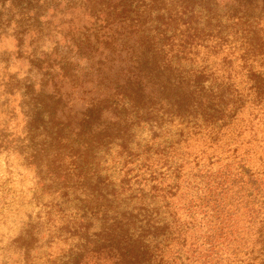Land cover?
Here are the masks:
<instances>
[{
	"label": "rangeland",
	"instance_id": "obj_1",
	"mask_svg": "<svg viewBox=\"0 0 264 264\" xmlns=\"http://www.w3.org/2000/svg\"><path fill=\"white\" fill-rule=\"evenodd\" d=\"M119 1L0 0V264H113L109 244L126 237H106L102 211L90 212L105 205L106 191L120 190L123 176L137 191L134 207L137 197L161 194L175 181L169 208L191 222L201 260L246 264L214 237L223 218L221 187L240 166L264 171V109L251 96L238 95L242 105H232L234 88L244 94L254 80L245 67L252 58L243 60L238 47L234 10L228 0H125L124 10ZM153 31L174 51L196 46L191 60L172 58L178 69L206 66V81L230 75L225 100L237 114L217 120L223 112L207 110L216 129L227 123L217 135L202 127L179 134L176 120L157 114L112 124L116 112L107 99L125 74L119 60ZM258 85L264 89V81ZM235 222L234 232L252 238L248 219ZM185 239L182 255L194 237Z\"/></svg>",
	"mask_w": 264,
	"mask_h": 264
},
{
	"label": "trees",
	"instance_id": "obj_2",
	"mask_svg": "<svg viewBox=\"0 0 264 264\" xmlns=\"http://www.w3.org/2000/svg\"><path fill=\"white\" fill-rule=\"evenodd\" d=\"M123 1L125 0H120L117 6L124 10L127 4ZM133 1L130 0L129 3ZM227 3L234 10L235 24L240 27L237 31L239 33L237 42L239 50L242 51L241 57L247 61L248 57L252 58V62L247 63L245 67L254 78L253 83L247 85L244 94L238 92V87L234 88L236 94L232 105L236 107L242 105V103L237 105L238 95L243 99L251 96L257 102L256 105H261L264 109V89L257 88L260 86L258 83L264 81V36L254 39L259 31H264V0H228ZM209 19L208 14L207 20ZM166 39L169 40L153 31V34L143 38L138 47L134 49L128 47L125 50V59L119 60V69L125 68V74L118 77L107 99L108 106L116 112L112 124L120 126L126 119L141 120L142 114L148 116L157 114L161 118L168 117L170 123L176 120L177 125L181 127L178 128L179 134L186 132L196 135L197 130L194 128L202 127L210 134L217 135L227 123L221 122L216 129L214 122L210 120L212 114L207 110L222 111L223 114L217 120L237 114L236 107H231L225 100L230 99L229 92L233 87L230 75L221 78L226 82L219 81V77L206 81L203 78L206 66L190 69L182 65L178 69L172 58L181 55L182 59L187 60L188 55L197 48L192 44H181V47L174 51L171 45L166 46ZM255 58L258 69L253 70ZM172 65L177 69L172 68ZM225 85H228L229 92L225 90ZM201 116H204V119H201ZM240 132L241 130L237 135ZM209 136L211 140L213 135ZM241 167L231 174V180L225 187H221V196L224 197L218 201L217 206L221 208L223 218L219 223V234L214 237H222L228 248L232 249L234 256L242 253V257L247 260L246 264H264V171L260 176L257 172L251 173ZM128 172L129 170L125 171L126 175ZM124 180L126 179L123 176L121 183L119 182L120 190L106 191L105 205L99 204L90 212L96 216L98 210L102 211L99 214L102 225L108 223V226L106 224L102 227L103 231L106 229V237H126L113 239L116 241L115 245H112V241L109 244L113 264H212L214 260L212 255H209V259L201 260L205 254H201V245L197 244V237L191 234V222L182 218L180 221L176 213L170 211L169 207L173 208V202L177 200L178 188H175V185L178 184L175 181L161 194H151L148 199L137 197L138 204L134 207L131 203L137 196V191H130L129 187L124 185ZM133 210L136 222L130 227L127 213L131 214ZM118 211L121 212V215L116 217L119 219L109 224L111 219L112 221L116 219L114 215L118 214ZM229 217L231 234L227 228L230 223ZM239 219L245 221L248 219L252 238L245 240L238 231H233L232 227ZM233 233L236 235L232 237L234 240L231 239ZM185 237H194L193 241L189 242L191 248L187 250L188 255L181 253L188 242ZM148 249L150 251L145 256ZM196 252L200 253L199 257L192 259ZM243 261L244 258L241 264Z\"/></svg>",
	"mask_w": 264,
	"mask_h": 264
}]
</instances>
